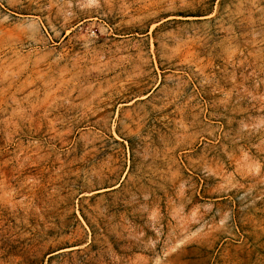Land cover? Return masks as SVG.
I'll use <instances>...</instances> for the list:
<instances>
[{
  "label": "rangeland",
  "instance_id": "374dc122",
  "mask_svg": "<svg viewBox=\"0 0 264 264\" xmlns=\"http://www.w3.org/2000/svg\"><path fill=\"white\" fill-rule=\"evenodd\" d=\"M0 264H264V0H0Z\"/></svg>",
  "mask_w": 264,
  "mask_h": 264
}]
</instances>
